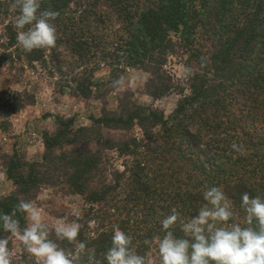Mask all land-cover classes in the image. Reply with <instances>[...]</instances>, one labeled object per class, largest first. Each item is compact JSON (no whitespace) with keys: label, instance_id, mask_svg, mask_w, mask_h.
<instances>
[{"label":"trees","instance_id":"16d2710c","mask_svg":"<svg viewBox=\"0 0 264 264\" xmlns=\"http://www.w3.org/2000/svg\"><path fill=\"white\" fill-rule=\"evenodd\" d=\"M12 3L13 0H0V17L10 15L6 10V4ZM105 6L109 7L108 10ZM41 10H54L59 13L53 21L57 32L55 45H63L65 48L68 45L72 47L73 44L80 48L84 42L87 44L83 38L87 34L79 25V18L90 19L87 26L91 25L96 29H101V26L109 21L121 19L125 24L127 38L118 42L115 54H110L112 64L119 65L123 62L126 67L136 65L147 72L149 80L152 79L151 81L155 82V85L150 83L152 86L150 89L154 90L150 92V95L154 97L162 96L170 89L177 90L181 99L172 112V119L179 125L184 121L189 122L197 118L200 121L210 122L209 125H206V122L196 126V132L200 133L198 136L194 135L196 132L193 133V137L190 136L189 130H185L179 136L178 127L169 135L176 138L179 136L182 139L190 136L198 145L196 152L193 151V153L197 158L204 157L208 166L217 164L221 154L224 155L222 158L228 153L233 156L226 159H229L228 163L233 162L234 167L232 169L228 167L227 174L213 172L212 175L210 174L212 178L209 177L206 183L208 186L222 187L235 212L230 223L243 224L245 213L240 206L241 195L247 192L250 197L264 198V168H261L264 165V136L254 131L244 132L246 123L255 122L259 117L262 120L264 117V0H41ZM109 10L115 13V19L109 16L111 14ZM4 30L11 32L5 37L6 47L17 46V30L12 21L4 25ZM74 36L77 37L73 38ZM99 39L102 37L90 34L88 44ZM203 42H209L212 51L203 52L201 47ZM92 45L93 43L89 45V48ZM55 49L54 58L59 59L62 52ZM177 50L187 55L186 63H191L188 68H192V65L199 67L196 72L187 71L188 94H184L185 90H182V87L178 89V85L176 88L171 86V79L164 68L169 56L175 54ZM29 53L33 57L32 60L43 61L41 49H33ZM63 54L68 56L66 53ZM205 55L207 57H204ZM106 56L103 55V57ZM82 83L83 85L88 83V87L85 86L88 90L89 82L84 80ZM233 86L241 98L234 106L230 101L233 94L228 95V91ZM137 110L139 111L140 108ZM137 110L125 116L113 113L108 117L96 118L93 120V127H83L79 131L84 130L88 134L96 132L98 135L106 133V130L121 131L129 124L134 126V123L139 121ZM210 115L211 119H209ZM57 125L63 128V126L67 127L68 123L60 119ZM75 137V133L72 134L65 129L51 135L44 134L42 161L50 165L48 170L52 173H49V182L53 181V185H63L68 193L82 196L94 212H101L105 208L108 209V202H113V198L109 199L108 195L115 190V187L108 183L94 186L99 184L98 179L102 173L99 171L97 175L99 160L90 155V152H86L88 149L85 147L88 141L77 145ZM194 137L198 138L194 140ZM120 142L114 145L118 149L122 146L124 149L120 151H125L126 155H128L127 152L132 151V148H138L136 143ZM233 143L237 144L241 150H233L230 147ZM256 155L258 158L252 162L249 156L256 157ZM8 160L6 164L10 165L12 160L9 158ZM194 161L191 167L195 170L201 169L203 163L198 159ZM240 163H245L247 168L243 165L238 166ZM9 165L5 166L6 178L11 180L18 189L15 193L11 192V195H7L8 197L0 199V213L10 214L15 209L14 218L19 221L21 227L24 224L25 213L18 210L16 206L20 200H28V194L33 186L43 185L48 179L45 172H36L32 170V167L28 169L26 179H23L15 175L14 167L11 168ZM139 165H141L138 168L140 172L131 171L124 180L129 181L136 188L131 196H136L142 201L144 198L146 203L143 207H133L134 212L124 213L117 206L113 208L118 216H124L122 222L119 219L116 220V223L121 222L120 225L125 224L124 228H120L122 231H142L143 229L137 226V222L132 224L133 220L137 218L138 221L140 215L148 217L147 213L152 211L154 203L173 199L176 210L183 218L194 215L206 203L202 198L203 192H193L190 185H188L189 188L178 191L182 186H177L179 185L176 183L177 175L175 179H172V176L166 179L163 175L159 178L156 171L147 170L144 163ZM246 173H249V177ZM192 175L191 178L186 177L187 182H193L192 179L195 178L196 173ZM201 184L205 188V181L199 182V185ZM125 198L124 195V200ZM93 207H96V210ZM160 208L164 209V206ZM126 225L130 230H126ZM84 228H80L76 238L82 242L86 240L82 233ZM174 232L178 236L182 234L179 225H176ZM162 233L161 225H157L149 227L146 237L141 236L138 239L141 240L140 243H143L154 235L160 236ZM51 234L53 233L50 232L49 238L57 244L65 243L66 240H57ZM110 243L111 238L100 232L98 239L87 244L85 248V250L94 246L98 248L95 250L92 262H88V255L81 253L80 264H105L102 257L110 247ZM142 246L147 247L146 244ZM16 261L17 264H29L28 259ZM31 264L35 262L32 261Z\"/></svg>","mask_w":264,"mask_h":264},{"label":"rangeland","instance_id":"374dc122","mask_svg":"<svg viewBox=\"0 0 264 264\" xmlns=\"http://www.w3.org/2000/svg\"><path fill=\"white\" fill-rule=\"evenodd\" d=\"M6 8L10 15L0 17V134L11 139L12 145L6 150L0 148V199L8 197L7 195H11V192L15 193L18 189L11 180L6 178L5 166L9 165L6 164L9 162L8 158L12 160L9 167H14L13 173L23 179H26L28 169L31 167L36 172H45L47 183L33 186L27 201L33 202L37 207L43 209L44 222L49 225L51 233H53L52 226L61 217L66 218L69 222L79 223L80 228L85 227L82 233L86 237V243H84L87 245L93 240H97L100 232L111 238L114 226L125 227V224L120 225L123 221V213H121L122 216H118L113 211L115 206L126 213L127 211L134 212L133 207H143L146 203L144 198L142 201L136 196H131L136 188L129 181L124 180L131 171L140 172L138 168L141 165L139 164L144 163L147 170L156 171L159 178L163 175L166 179L171 176L172 179H175V175H177L176 183L179 184L177 186H182L178 191L187 189L190 185L193 192H203L205 188L202 184L199 185V182L205 181V187L208 186L206 180L209 177L212 178L213 172L227 174L228 167L231 169L234 167L232 166L233 162L228 163L229 159H226V157L232 156L229 153L224 158H222L224 155L221 154V159L214 166H208L204 157L197 158L193 153V151L196 152L198 145L192 141L190 136L193 137L199 123L204 124L207 121H200L197 118L189 122L184 121L179 125L176 120L172 119V112L181 99L177 90L170 89L164 95L154 97V95H150L154 92L153 89H150L152 88L150 83L155 85V82L151 81L152 79L149 80L147 72L142 71L136 65L126 67L123 62H120L119 65L112 64L110 54H115L118 42L127 38L125 24L121 19L109 21L101 26V29H96L91 25L87 26L90 19L79 18V25L87 34L85 37L83 36L87 44L84 42L80 48L75 44L72 47L68 45V48L63 45L40 48L43 51V61H34L31 53L24 52L18 45L12 48L6 47L5 37L11 32L5 31L4 25L8 21H12L14 26L17 15V12H12L11 5L6 4ZM108 8L107 6L106 10ZM109 11L111 13L109 16L115 19V13ZM90 34L101 36L102 39L93 40L88 44ZM91 43L93 45L89 48ZM201 47L203 52L212 51L209 42H203ZM54 48L62 52L59 59L54 58L56 55V53L53 54ZM103 55L107 56L103 57ZM186 62L187 55L177 50L175 54L169 56L164 67L171 79V86L176 88L178 85V89L182 87V90H185L184 94L189 93L188 84H186L187 71L196 72L199 69L196 65L188 68L191 63ZM84 80L89 82L88 90L85 89V86L88 87V83L85 85L82 83ZM116 81L119 83H115ZM229 94H233L230 101L234 106L240 95L236 93L234 86L228 91ZM136 110L139 121L137 120L138 122L134 123V126L129 124L128 127H125L126 129H121V131L106 130V133H102L103 136L96 132L88 134L84 130L79 131L83 127H93V120L96 118L108 117L113 113L125 116L132 111L135 113ZM60 119L68 123V126L58 127L57 123ZM209 119H211V115ZM209 124L208 121L206 125ZM246 124L244 132L252 133L254 131L264 136V117L262 120L259 117L257 121ZM177 127L180 131L179 136L185 130H189L191 135L183 139L179 136L171 137L169 134ZM64 129L72 134L75 133L74 139L77 145L88 141L85 147L88 149L86 152H90V155L98 158V166H100L97 175L99 171L102 173L98 179L99 184L94 186L108 183L115 187V190L108 195L109 199L113 198L112 203H107L108 209L105 208L101 212L96 211V213L90 205L86 204L82 196L68 193L63 185H53V181L49 182V173L52 172L48 170L50 165L48 166L42 161L43 136L45 133L51 135ZM194 135L198 136L200 133L196 132ZM18 138H20L19 143L17 142ZM111 138L112 140H110ZM202 139L204 140V137ZM119 141H121L120 143H136L138 148H132V151L127 152L128 155H126L125 151H120L124 149L122 146L118 149L114 145ZM13 152H15L14 155ZM249 158L254 162L258 155L256 157L249 156ZM196 159L203 163L199 170L191 167ZM242 165L247 168L245 163H240L238 166ZM46 166L48 167L45 168ZM261 168H264V165ZM191 172L196 173L195 178L192 179L193 182H187V178L193 176ZM248 174L246 173L247 177H249ZM2 177L5 178L3 183H1ZM122 194L126 196L125 200ZM173 202L172 199L161 201L158 204L154 203L152 211L147 213L148 217L140 215L138 221L137 218L135 221L133 220L132 224L137 222V226L142 228V231H125L131 236L132 241L135 240L131 246L136 253L145 257V264H159L156 248V238L159 236L154 235L143 243H140L141 240L138 238L146 237L149 227L161 225L160 221L176 207V203L173 204ZM161 206H164V209L160 208ZM93 209L96 210V207ZM132 216L134 217V215ZM117 219L121 222L116 223ZM25 226L26 219L24 217V224L20 229L23 230ZM0 234V238L7 237L9 239L12 263L23 259H28L29 264L32 261L35 262V259L20 241L5 232L2 227H0ZM51 235L57 239L54 233ZM78 242H80L78 239L71 243L66 240L64 244L58 245L69 253L78 250ZM142 244H146L147 247H143ZM97 249L96 246L84 249L82 254L88 255V262H92ZM14 264H17V261Z\"/></svg>","mask_w":264,"mask_h":264},{"label":"clouds","instance_id":"9594fccd","mask_svg":"<svg viewBox=\"0 0 264 264\" xmlns=\"http://www.w3.org/2000/svg\"><path fill=\"white\" fill-rule=\"evenodd\" d=\"M11 8L17 12L16 39L24 52L55 46L57 32L53 21L59 15L57 11L41 10V0H13ZM230 147L241 150L235 143ZM202 198L206 203L195 215L183 218L173 208L160 221L163 235L156 238L159 264H264V198L250 197L247 192L241 195L243 224L230 223L235 212L220 186H206ZM16 207L25 213L23 230L14 218L15 209L10 214L0 213V227L20 241L35 264H80L81 253L86 248L84 242L77 243V251L66 252L49 238L50 228L44 222L43 209L24 200ZM176 225L182 233L179 236L174 232ZM51 231L58 240L71 243L79 234L80 224L61 217ZM131 245V236L114 226L110 247L103 257L105 264H145V257ZM0 264H12L7 237L0 238Z\"/></svg>","mask_w":264,"mask_h":264},{"label":"crops","instance_id":"0c3cea01","mask_svg":"<svg viewBox=\"0 0 264 264\" xmlns=\"http://www.w3.org/2000/svg\"><path fill=\"white\" fill-rule=\"evenodd\" d=\"M10 140L11 139L7 138L4 134H0V148H3L4 150L8 149L10 145H12ZM19 141H20V138L17 139L18 143ZM4 181H5V178L2 177L1 183H3Z\"/></svg>","mask_w":264,"mask_h":264}]
</instances>
